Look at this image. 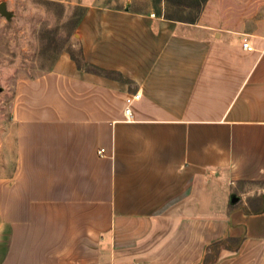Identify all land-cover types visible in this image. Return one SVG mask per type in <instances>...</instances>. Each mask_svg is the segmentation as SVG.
<instances>
[{"label": "crops", "instance_id": "0c3cea01", "mask_svg": "<svg viewBox=\"0 0 264 264\" xmlns=\"http://www.w3.org/2000/svg\"><path fill=\"white\" fill-rule=\"evenodd\" d=\"M130 1L79 3L102 74L64 53L16 83L0 264H264V11Z\"/></svg>", "mask_w": 264, "mask_h": 264}, {"label": "rangeland", "instance_id": "374dc122", "mask_svg": "<svg viewBox=\"0 0 264 264\" xmlns=\"http://www.w3.org/2000/svg\"><path fill=\"white\" fill-rule=\"evenodd\" d=\"M80 1L0 0L8 12L0 13V164L4 158V138L12 122L16 83L53 69L61 54L83 57L79 24L85 9ZM129 6L167 18L196 21L211 17L202 14L208 7L231 8L237 18L243 16L235 9L264 11V0H131ZM88 64L81 63V67L88 69Z\"/></svg>", "mask_w": 264, "mask_h": 264}, {"label": "built area", "instance_id": "2783aa9c", "mask_svg": "<svg viewBox=\"0 0 264 264\" xmlns=\"http://www.w3.org/2000/svg\"><path fill=\"white\" fill-rule=\"evenodd\" d=\"M242 46L247 49V50H251L252 46L249 44V42L247 41V38L243 39V43ZM140 97L139 92H136L134 94H129L128 96H126L125 98V107H124V114L125 117L127 119H129L131 117V105L133 104V102L135 100H137ZM97 153L101 156H103L105 154V151L103 148H99L97 150Z\"/></svg>", "mask_w": 264, "mask_h": 264}, {"label": "trees", "instance_id": "16d2710c", "mask_svg": "<svg viewBox=\"0 0 264 264\" xmlns=\"http://www.w3.org/2000/svg\"><path fill=\"white\" fill-rule=\"evenodd\" d=\"M70 57H71L72 60L75 61L76 65H77V67H78L79 69H82V67H81V66H82L81 63H83V64L86 63V62L84 61V59H83L82 56H80V57H76L75 55L70 54ZM83 69H84V68H83ZM85 70H91V71H94V72H97V73H100V74L103 73L102 69H100V68H98V67H96V66H94V65H91V64H88V69H85Z\"/></svg>", "mask_w": 264, "mask_h": 264}, {"label": "water", "instance_id": "95a60500", "mask_svg": "<svg viewBox=\"0 0 264 264\" xmlns=\"http://www.w3.org/2000/svg\"><path fill=\"white\" fill-rule=\"evenodd\" d=\"M0 13L3 14V15H7L8 14V12L5 10V3L4 2L0 3Z\"/></svg>", "mask_w": 264, "mask_h": 264}]
</instances>
